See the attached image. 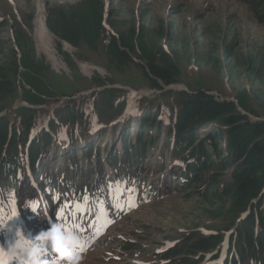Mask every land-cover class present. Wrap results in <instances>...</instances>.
Masks as SVG:
<instances>
[{
    "label": "rangeland",
    "instance_id": "374dc122",
    "mask_svg": "<svg viewBox=\"0 0 264 264\" xmlns=\"http://www.w3.org/2000/svg\"><path fill=\"white\" fill-rule=\"evenodd\" d=\"M80 1L0 0V67L7 72L2 75L7 78L2 79L6 93L0 95V119L18 123L23 120L22 112L30 111L26 113L33 122L32 136L39 139L47 135L48 139L27 140L22 146L23 157L27 146L31 157L32 149L39 153L46 150L36 163L41 173L54 176L63 185V179L70 178L74 168L83 171L76 178L78 183L89 182L87 175L93 170L107 187L109 194L102 204L88 196L71 200L63 195L57 201L60 204L69 199L64 218L71 219L66 223L69 232L82 240L86 235L81 225L93 230L88 234L89 247L80 253L82 264H222L218 257L227 251L220 242L206 252L196 245L199 240L224 237L231 229V217L213 212L221 208L216 192L231 183V171L222 173L215 160V167L209 169L212 174L201 171L211 165L204 163L202 155L204 147L210 148L203 142L210 126L192 138L184 131L179 136L175 104L179 92L165 90L150 95L153 88L145 67L151 56L164 66L174 63L180 72L178 85L186 87L189 94L202 91L218 101L241 99L259 117L242 110L236 100L237 110L251 122H264V0H104L110 12V16L105 13L104 29L115 37L135 27L140 30L137 42L141 50L127 53L130 60L121 62L115 57L112 60L101 47L99 52H92L88 40L82 39L77 50L51 32L48 12L61 9L69 15L73 9L68 7ZM19 35L23 37L21 46L33 51V60L42 63L34 74L21 64ZM32 77L43 84L38 94L28 83ZM94 81L110 89L104 92ZM114 88L115 92L110 91ZM131 88L148 96L130 98L123 94ZM43 92L46 95L41 96L44 102L40 104L39 94ZM62 109L70 110V118L82 113L84 119L59 122L56 131L51 130L49 124L56 118L52 111ZM159 109L166 114L160 116L161 123H147L148 117L151 121L157 118ZM217 126L213 124L211 130ZM179 137L186 138L181 141ZM222 141H218L221 149ZM133 146L141 149L137 154L144 152L137 165L138 169L144 168L146 178L141 180L142 186L130 184L124 189L117 184L115 172L98 159L108 158L113 163L122 160L118 171H126L124 163L133 161L128 159V147ZM0 159L2 165H7L2 168L3 176L14 174L29 187L27 194L19 198V209L30 194L45 211L47 195L37 178L29 170L17 173L15 164L20 158H11L3 147ZM194 166L200 169L199 178H205V182L213 177L214 190L208 197L199 195V188L188 181L196 175L192 173ZM9 180L7 185L13 183ZM149 185L156 192L151 200L147 197L144 201ZM56 215L54 206L43 224L47 227V223H55ZM39 224L27 225L24 217L8 221L7 227L0 230V248L8 251L21 231L26 239L35 241L48 231ZM53 258H46L48 264Z\"/></svg>",
    "mask_w": 264,
    "mask_h": 264
},
{
    "label": "trees",
    "instance_id": "16d2710c",
    "mask_svg": "<svg viewBox=\"0 0 264 264\" xmlns=\"http://www.w3.org/2000/svg\"><path fill=\"white\" fill-rule=\"evenodd\" d=\"M71 8L73 10L69 15L61 9H59V12L49 11L48 27L59 39L73 46L74 49H80L82 39L88 40L90 46H92V52H96L97 49L99 52L101 47L112 60L115 57L120 62L130 60L127 53L136 54L141 50V45L137 42L140 30L136 27L123 34L120 33L121 35L117 33L118 37L104 29L105 13L108 14L104 0L98 2V4H95L94 0H82L78 2V5L68 7L69 10ZM108 15L110 16V12ZM111 26L109 28L112 29ZM22 38V35H19L17 39L18 44L20 43L21 64L34 74V71L39 70L38 64L41 65L42 63L33 60V51L30 52L27 47L21 46ZM118 38L122 41L118 42ZM120 45L121 49L119 48ZM147 62L145 74L151 81L152 88L162 91L164 86L179 84L178 76L180 72L176 64L161 65L157 62L155 56L147 58ZM15 69L18 70L17 65H15ZM5 72L0 67V95L6 93L2 83V79L7 78L2 76ZM31 80L27 81L31 83V86L33 85L36 89L35 92L38 94L43 89V84L37 77H32ZM94 82L97 86L98 84L101 87L104 85L103 82ZM45 95V92L39 94L38 102L40 104L44 102L41 96ZM177 99L175 102L178 107L176 125L179 136L184 131V133H187L186 137L192 138L194 134H198L212 123L219 125L215 131L210 129L207 138L203 141L210 146L208 149L204 147L202 152L205 158L204 163H210L211 165L202 167L201 171L209 173V169L215 167L214 160L218 162L216 166L222 173L228 169L231 171V183L227 184L226 187L224 186L222 190H216V200L220 203L221 208L213 209L217 216L225 215L232 218L231 229L227 231L228 233L224 237L199 240L196 248L206 252L215 248L219 242L224 244L227 241L226 245H223V251L227 250L226 255L221 254L218 257H222V264H264V122H251L247 116L242 115L237 110L234 102L218 101L202 91L190 94L178 93ZM26 100L29 101L30 99ZM236 100L242 110L259 117L249 110L246 102L241 99ZM102 101H104L103 97H101ZM69 111L65 109L59 112L55 111L53 114L56 118L50 122V129L56 131V124L59 122L67 123L69 121L74 122V119H84L82 113L73 115L74 119L70 118L67 116ZM26 112L30 111L22 112L21 118L23 120L21 119L18 124L0 119V151L4 147L11 158H18L17 153L21 151V145L30 140L34 133L33 122ZM162 114L165 115L163 109H159L157 118L155 117L151 121V117H148L147 123H161L158 120ZM184 138L179 137L181 141ZM45 139H48L47 135L45 137L41 136L39 140L46 142ZM219 140H223V149L218 143ZM48 142L52 144L50 137ZM32 151L38 153V149H32ZM209 151H212L213 154ZM5 167L6 164L2 165L0 159V168ZM199 170L197 168L192 170L196 175L191 178L190 182L194 188H199L197 191L199 195L208 197L206 195L211 194V191L214 190V182L211 180L213 177H209L208 182H205V178H199ZM0 179L3 181L2 174ZM208 183L211 184V187L207 188ZM223 211L226 213L223 214Z\"/></svg>",
    "mask_w": 264,
    "mask_h": 264
},
{
    "label": "clouds",
    "instance_id": "9594fccd",
    "mask_svg": "<svg viewBox=\"0 0 264 264\" xmlns=\"http://www.w3.org/2000/svg\"><path fill=\"white\" fill-rule=\"evenodd\" d=\"M25 209L37 213L30 204L25 205ZM44 216L46 218L47 213ZM6 227V224H0V230ZM80 246L79 236L58 222L52 223L50 230L42 232L35 241L26 239L22 231L18 232L15 243L8 251L0 248V255H7L9 264H16L18 260L23 264H48L46 258L50 256L54 257L51 264H82L83 258L78 252Z\"/></svg>",
    "mask_w": 264,
    "mask_h": 264
},
{
    "label": "snow or ice",
    "instance_id": "6c2138e0",
    "mask_svg": "<svg viewBox=\"0 0 264 264\" xmlns=\"http://www.w3.org/2000/svg\"><path fill=\"white\" fill-rule=\"evenodd\" d=\"M33 209H35V206H33Z\"/></svg>",
    "mask_w": 264,
    "mask_h": 264
}]
</instances>
